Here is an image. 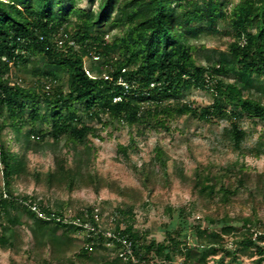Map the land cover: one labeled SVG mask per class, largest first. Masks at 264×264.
Instances as JSON below:
<instances>
[{
    "label": "trees",
    "instance_id": "1",
    "mask_svg": "<svg viewBox=\"0 0 264 264\" xmlns=\"http://www.w3.org/2000/svg\"><path fill=\"white\" fill-rule=\"evenodd\" d=\"M87 1L96 3V11L78 10L74 5L54 11V0H0V249L19 252L17 228L27 225L36 264H59L66 254L65 264H175L178 258L181 264H208V258L217 255L221 259H213V264H224L226 258L228 264H239L240 255L256 257L254 264H264L263 218L255 211L254 216L237 219L241 227L233 226L227 211H220L249 182L264 187V172H249L238 163L233 175L230 170L204 172L191 180L194 201L216 209L207 221L216 229L195 225L193 239L182 222L177 230L166 226L162 242L150 239L147 230L134 226L132 205L114 210L116 218L106 234L99 225L102 210L94 206L67 216L60 203L45 205L14 193L13 186L22 180L67 193L84 185L101 187L103 181L92 170L95 150L88 140L97 130L87 119L104 121L103 125L114 129H143L151 123L153 128H166L167 121L188 115L204 122L225 119L229 126L222 140L230 152L264 156V85L259 84L264 78V0H238L228 13L223 11L225 0ZM220 19L229 22L233 40L227 51L211 50L203 56L204 48L192 44L190 37L216 32ZM113 31L111 41H106ZM35 57L31 77L36 82L29 87L12 83L11 68L28 69ZM86 59L93 62L88 69ZM64 74L66 85L60 83ZM104 74L112 81L104 80ZM118 77L128 84L127 89L117 84ZM193 88L210 90L215 102L197 113L179 100ZM116 96L121 101L114 102ZM244 115L263 126L253 148H243L246 132L238 122ZM134 146L131 139L119 151L129 155ZM63 147H71V163ZM45 151L53 157V170L30 171L28 155ZM166 162L165 153L157 147L152 169L135 168L149 194L171 177ZM172 176L187 181L178 166ZM127 191L115 188L120 197ZM234 233L239 240L230 251L224 237ZM123 241L131 250L126 260L119 257ZM44 251L49 258L42 256Z\"/></svg>",
    "mask_w": 264,
    "mask_h": 264
},
{
    "label": "rangeland",
    "instance_id": "2",
    "mask_svg": "<svg viewBox=\"0 0 264 264\" xmlns=\"http://www.w3.org/2000/svg\"><path fill=\"white\" fill-rule=\"evenodd\" d=\"M224 2L223 11L228 13L238 0H225ZM72 5L78 10L96 11L97 9L96 3H89L87 0H54L53 9L60 11ZM71 19L74 20L75 17H71ZM191 26L197 25L192 24ZM201 28H206V24H201ZM216 30V32H201L190 37L192 44L198 48H204L203 51L200 49L201 55L209 56L211 50L227 51L228 43L233 40V31L229 22L220 19ZM115 33L113 31L107 35L108 42L111 41ZM37 61L38 57L31 58L28 69L11 68L8 73L11 82L26 87L32 86L36 79L31 77V66H34ZM84 62L87 69L93 63L90 59H86ZM66 82L67 76L61 75L60 83L66 85ZM259 84L264 85V78L260 79ZM179 100L190 104L197 113L215 102L212 92L203 88H193L189 92H184ZM227 110L229 111L230 107ZM85 122L97 130L96 135H90L88 140L95 150L92 170L103 181L99 189L84 185L67 193L63 189H48L44 183L36 184L32 180L18 181L13 189L17 196L34 197L37 198V202H42L45 205L54 204V202L60 203L67 216L75 215L88 206H94L98 211L102 210L99 225L100 230H105L106 234L110 233L108 229L112 227L113 220L116 218L114 210L120 206L132 205L135 217L134 226L147 230L150 239L162 242L166 226L173 225L177 230L178 222L185 224V233L188 238L193 239L194 226L198 224L209 226L207 221L216 209L202 202L194 201L190 191L192 179L204 172L215 174L223 170H230V175H233V172L237 170L234 163L244 165L249 172H264V156L242 157L227 149L226 143L222 140L223 130L229 126V122L225 119L204 122L197 116L188 115L173 118L167 121L166 128L158 129L153 128L152 123L143 129L138 126L114 129L108 124L103 125L104 121L99 123L96 119H87ZM238 124L246 132L243 148L256 146V143L261 139L262 124L248 115H244ZM11 137L12 134L8 136V139ZM131 139L135 141V146L129 148V155L120 152L119 146H128ZM10 143L11 147L15 149L14 144ZM157 147L165 153L167 173L171 177L167 183H158L155 190L149 194L147 190H144L142 180L135 173V168L138 169L140 166L146 165L152 169L154 150ZM69 148L63 147L62 152L69 157L71 163L73 152L71 147ZM28 158L30 171L36 170L40 174H45L48 170H53V157L48 151L40 154L30 153ZM176 166L181 169L187 180L186 183H182L181 180L172 176ZM251 175L249 174V176ZM1 184L0 175V186ZM116 186L128 190L124 197L116 194ZM262 188L264 187L256 185L255 181L249 182L247 189L240 193L230 206L228 205L227 208L220 209V211H227L233 226L241 227L242 222L238 223L237 219L240 216H254L255 211L257 216L264 220V191ZM181 210H183V215L180 214ZM209 227L213 230L216 229L213 226ZM17 232L21 242L20 251H2L0 249V264H12L13 261L18 264H36L31 252L33 239L27 225L18 227ZM224 240L227 250L233 251L236 249L234 242L238 241L239 237L234 233L225 236ZM188 244L193 243L189 241ZM42 256L45 259L49 258L46 251ZM66 258L67 254L61 258L59 264H65ZM213 259L218 261L221 256L217 255ZM213 259L208 258V264H213ZM255 259L256 257L248 258L240 255L238 263L254 264ZM181 260L182 258H178L174 262L181 264ZM229 262V258L224 260V264Z\"/></svg>",
    "mask_w": 264,
    "mask_h": 264
},
{
    "label": "built area",
    "instance_id": "3",
    "mask_svg": "<svg viewBox=\"0 0 264 264\" xmlns=\"http://www.w3.org/2000/svg\"><path fill=\"white\" fill-rule=\"evenodd\" d=\"M105 40L108 41V40H107V36L105 37ZM92 58H93L94 60H97V59H98V56L93 55ZM4 61H6V60H4ZM85 72L88 74L87 71H85ZM88 76H90V74H88ZM102 78H103L104 80H106V81H107V80L112 81V78H111L110 76H108L107 74H104ZM117 84L121 85V86L124 87L125 89L128 88V84L123 80L122 77H118V79H117ZM113 101H114V102H119V101H121V97H120V96H116V97H114ZM122 243H123V245L125 246V248H123V249L119 252V257L122 258V259H124V260H126V259H128V258L131 256V250H130V248H129V245H130V244H129V243H126L125 241H123ZM132 260H133L134 263H136V261H135L133 258H132Z\"/></svg>",
    "mask_w": 264,
    "mask_h": 264
}]
</instances>
